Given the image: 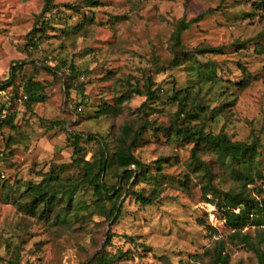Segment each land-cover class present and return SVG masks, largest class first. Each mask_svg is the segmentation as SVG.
Segmentation results:
<instances>
[{"label": "rangeland", "instance_id": "obj_1", "mask_svg": "<svg viewBox=\"0 0 264 264\" xmlns=\"http://www.w3.org/2000/svg\"><path fill=\"white\" fill-rule=\"evenodd\" d=\"M96 1L93 7L87 0H54L58 8L45 16L50 26L35 50L26 46V36L36 26L44 0H0V81L17 65L22 68L14 86L0 91V110L5 107L1 119L10 117L15 126L0 131V264H89L97 254L119 250L127 256L115 264H208L219 240H226L230 264H259L252 252L230 243L231 230L216 207L204 200L206 181L191 159L194 145L168 139L171 133L161 128L178 120L174 94L189 89L200 92L209 118L213 111L223 112L207 123V130L223 131L233 142L260 140L264 145V8L258 7L264 0ZM67 4L75 8L67 10ZM183 19H200L184 33L180 47L193 59L171 67V38ZM81 24L83 29H76ZM196 61L205 64L202 83L191 69ZM62 64L67 68H60ZM72 65L81 74L67 95ZM30 79L43 86L44 100L28 107L22 83ZM246 80L250 85L243 88ZM82 84L84 98L77 89ZM130 85L142 92L151 89L154 100L144 108L147 97L134 95L122 103L119 115L95 119L100 106H115ZM81 102L85 105L79 107ZM145 120L151 127L133 152L153 174H159L156 162L162 160V175L157 180L135 176L126 185L116 177V165L110 168L106 183L123 191L112 202L121 208L117 221L102 216L111 210V202L103 209L95 205L88 188L77 197L88 207H80L71 226L60 223H68L73 214L60 212V223H46L19 211V194L6 198L3 182L34 184L53 171L63 180L81 179L82 171L74 165V134L82 136L79 146L90 161L100 152L102 140L115 146L113 132L123 124ZM9 142L13 144L8 148ZM260 152L264 174V147ZM205 159L217 166L212 157ZM219 181L223 189L232 186L228 177ZM157 183H163L162 191L151 205L142 206L131 194L153 196ZM256 186L264 196V179ZM69 191L71 187L61 197L66 199ZM245 231L254 235L255 229ZM109 234L113 236L106 245Z\"/></svg>", "mask_w": 264, "mask_h": 264}, {"label": "trees", "instance_id": "obj_2", "mask_svg": "<svg viewBox=\"0 0 264 264\" xmlns=\"http://www.w3.org/2000/svg\"><path fill=\"white\" fill-rule=\"evenodd\" d=\"M90 5L95 7L98 5L96 0H87ZM226 1V0H223ZM45 6L42 13L36 18V26L26 36L27 47L37 50L43 38L47 36V29L50 26V20H45V16L50 14L52 10L57 9L58 6L54 4V0H44ZM67 10H72L75 7L67 4L64 6ZM259 8H264V3L259 4ZM91 20H89L90 22ZM199 20L186 21L185 19L178 21L174 26V32L171 38L173 58L171 59L170 66L180 67L181 65L191 61L193 56L183 48L182 45L183 35L193 25L198 23ZM88 22V20H87ZM86 23V22H84ZM85 24H81L76 29H83ZM210 51V50H208ZM216 51V50H214ZM198 55H202L203 51H196ZM197 66H191L193 72L197 71L198 77L203 81V70L205 64H199ZM67 68L66 64L61 65ZM21 67L12 68L10 77L5 81H0V91H5L8 88L14 86V82L17 79V74L21 71ZM77 68L72 65L69 68V75L66 77V93L67 95L76 86L75 82L80 77ZM250 85V80H246L243 88ZM23 94L26 99L28 107L34 104L41 103L44 100L43 86L34 82L33 79L25 80L22 83ZM77 89L81 92L84 98L85 85H78ZM201 91V87L198 88ZM154 92L151 89H147L146 92H142L138 87L130 85V90L127 95L118 98L115 106L104 103L96 111L95 119L101 120L103 118L115 117L123 112L122 103L128 101L132 96H146L147 100L143 107L145 108L149 102L154 100ZM197 94L192 93L189 89L181 90L174 94V100L179 105L178 120H175L171 126L164 128L163 130L168 139L176 141H190L194 147L191 150V159L193 165L201 169L203 178L206 184L203 188V197L207 203L213 204L221 219L224 220L226 226L231 230V234L228 238L230 243L238 246H242L248 251L252 252L258 259L259 264H264V196L261 187L256 186V181L264 179L262 170L261 152L260 149L264 147L260 143V140H254L251 143L233 142L229 139L225 132L220 134H214L212 131L207 130L206 125L210 121L218 120L223 112H211V118L209 113L206 112L207 107L201 103V98ZM18 96V91L16 92ZM16 96V97H17ZM188 103L192 105L188 108ZM84 102L79 104L84 106ZM5 111V107L0 110V131L6 125L15 128L13 121L10 117L5 116V119H1L2 113ZM181 115L184 118L181 119ZM181 122V123H179ZM196 124H192V123ZM151 127V124L145 120L141 123L138 121H128L123 124L117 132H113V138L115 146L111 148L106 141L100 140L101 148L98 154H95L90 161H86L88 152H86L79 142L82 136L80 134H74V141L72 143L74 147V165H76L81 171V179L63 180L60 174H56L55 171L40 175V182L34 184H18L14 186H7L3 182L2 189L5 191L6 198L10 199L11 196L19 194V201L17 200V207L20 212L33 218L38 217L43 222L58 221L60 212H66L68 215H72L71 220L68 223H59L66 226H71L75 218H79L80 207L87 208L88 205L77 201L78 195L81 191L88 188L92 196L94 197V204L100 206L102 209L106 202H111V210L102 215L104 218L108 217L109 220L117 221L121 215V208L118 202H114V195L117 194V198H120L123 193L122 190H118L116 186H109L106 183V177L108 171L114 165L119 169V173L116 177L120 183L126 182V185L135 176L139 179L148 178L155 179L162 175V160L156 162V169L159 174H153L140 158L134 154V149L139 144L142 134ZM155 130V129H154ZM157 131V130H156ZM171 136V137H170ZM90 140L94 139L91 136ZM103 139V138H102ZM8 148L13 142H9ZM206 157H212L217 166L210 164ZM83 163V165L81 164ZM216 169V171L214 169ZM220 178L228 177L232 181V186L223 189L221 187ZM74 182V183H73ZM118 182V185L120 184ZM69 184V185H68ZM71 184V185H70ZM163 183H157L154 189L153 196L146 197L141 192H132V196L136 198V201L142 206H148L155 201L157 194L162 191ZM71 187L72 191L67 192L66 199L61 196L64 191ZM250 187H254V194H252ZM66 193V192H65ZM247 228H254V235L245 231ZM108 235L109 244L111 237ZM132 241L134 239L128 238ZM105 245V246H106ZM216 247L210 251V261L208 264H230L229 255L226 252V240H219L216 242ZM146 252L150 249L145 248ZM207 255V253H206ZM127 256L126 252L119 250L116 254L103 253L96 255L89 264H115L120 259H124ZM4 260L0 256V262Z\"/></svg>", "mask_w": 264, "mask_h": 264}, {"label": "built area", "instance_id": "obj_3", "mask_svg": "<svg viewBox=\"0 0 264 264\" xmlns=\"http://www.w3.org/2000/svg\"><path fill=\"white\" fill-rule=\"evenodd\" d=\"M26 98V97H25Z\"/></svg>", "mask_w": 264, "mask_h": 264}]
</instances>
